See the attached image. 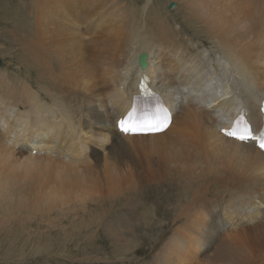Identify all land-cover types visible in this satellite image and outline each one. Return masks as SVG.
Listing matches in <instances>:
<instances>
[{"label":"bare ground","instance_id":"obj_1","mask_svg":"<svg viewBox=\"0 0 264 264\" xmlns=\"http://www.w3.org/2000/svg\"><path fill=\"white\" fill-rule=\"evenodd\" d=\"M91 1L31 3L33 29L23 35L20 51L36 74V89L22 85L15 98L19 91L0 65V224L11 216L50 219L58 211L85 212L104 201L110 206L101 208L103 217L125 209L132 216L134 207L157 203L160 187L171 192L161 177L177 169L181 175L218 176L215 193L246 201L249 211L264 204V151L254 141L227 135L237 118L241 126L251 123L253 133L263 125L264 0H173L166 12L193 15H180L178 22L153 10L154 17L140 15L145 23L118 0H104L111 9L107 15ZM150 5L145 0L142 8ZM184 27L199 39L179 35ZM143 75L171 121L161 133L133 136L117 130V122L134 109ZM44 137L49 138L34 143ZM126 195L123 207H111ZM182 201L178 196L177 212L167 215L173 232L150 264H182L186 244L196 247L195 254L208 251L237 219L224 214L223 202L199 199L197 189ZM246 209L237 215H249ZM120 212L118 222L127 225L130 217ZM259 225L241 235L224 234L204 262L264 264V223Z\"/></svg>","mask_w":264,"mask_h":264},{"label":"rangeland","instance_id":"obj_2","mask_svg":"<svg viewBox=\"0 0 264 264\" xmlns=\"http://www.w3.org/2000/svg\"><path fill=\"white\" fill-rule=\"evenodd\" d=\"M34 1L36 0H0V65L2 67V71L5 72V76L10 78V80L12 79V86H15L19 91L18 93H15V98L22 93L21 91L22 88H24V85H32L31 87L26 88L28 90H33L38 87L36 74L33 69L27 66L25 56H23L20 51L21 39H24L23 35L28 36V33L33 29L34 10L31 3H34ZM170 1L173 0H151V5L146 9L142 8L145 0H118V3L120 7H124L129 10V12L134 11L131 15H139L138 19H140L143 23H145L144 21L146 19H142L140 15L150 14V17H154L155 14L153 10L157 11L159 15H174L176 17V21L178 22L181 20L180 15H193L191 10L182 11L184 9H178L172 13L166 12L165 10H167V6ZM98 2L102 5H99ZM108 2L109 1L106 3L104 0H93L90 3H92L96 8H101L103 6L105 9L102 8L101 11L103 13H101L102 15H107L111 11ZM184 21L185 19L183 18V22ZM178 22H175L173 25V27L177 30L181 27ZM185 25L187 24L185 23ZM91 26H94L92 28L94 29L96 24L93 23ZM81 27L85 31V26L83 24H81ZM182 31L183 32L179 35H187L188 37L199 39L195 37L196 35L194 32L185 27L182 28ZM85 42L88 46V38H85ZM149 62L152 61H147L146 63ZM180 103L181 98L179 97V104ZM186 103L187 102L184 101V104ZM172 109L176 112L179 111V107H172ZM197 111H199V109H197ZM130 135L137 136L138 134ZM49 137H44V139H39L38 141H34V143H38L40 141L44 142ZM181 173L182 170L177 169L171 171L167 177L162 176L160 184L162 186L167 185L165 188L168 189L170 187L171 189L169 190L171 192H167L165 189L160 187V192H157L160 194V197L155 199L157 203L153 205L151 200V203L149 202L150 207H134L135 211L132 216L127 217L129 214L128 210L130 209H125L114 210L113 214L110 212L108 216L114 215L112 219L108 218V216L103 217L100 211L101 208L102 211L106 212L110 206V204L105 201L98 204L99 206L97 207L92 205V208L89 207V210L87 208L85 212L78 210L74 212V214H64L63 211H58L52 214L50 219L47 217H41L40 214L28 216V218H26L27 216H22L18 220H14V217L11 216L6 224H0V264H150V261L152 262L156 258L155 256L159 253L158 250L160 251L163 247V243L165 244L167 239L170 240L169 237L171 236L174 227L169 225L171 221L169 222L166 218L168 214L174 215L177 212L176 208L178 207V202L176 201L178 196L182 197L184 200L182 202L185 204V202L188 201L189 196H191L196 189L197 197L199 199L215 203L223 202L225 209L228 210V212L226 213L225 211L224 214H235L237 219L233 220L232 224L226 225L223 229V233L221 232L222 237L219 240H212L210 242L208 251H202L200 249L199 253L196 252L195 254L191 251L194 248L196 249V247H194L193 244H186L185 249L187 251V257L184 260L185 262L182 264H206L204 262L205 258L211 256L210 254L213 251V247L220 243L219 241L223 238L224 234L231 235L237 234V232L240 234L243 231L249 230V228H256L258 227L257 225L264 223V204H261L259 207H255L254 211H249L246 209V201L245 203H241L239 200L240 198L235 199V197H231V194L229 195L228 192H223L221 190L220 194L215 193L216 188L219 187V184H217L219 182L218 176L209 174L208 177H205L197 174L196 171H187L183 175H181ZM208 185L212 188L211 193ZM127 195L125 198L123 197L122 200H119L118 203H113L114 206L111 205V207H123L126 203L125 200L127 199ZM136 200L139 201L140 199L136 198ZM241 207L246 209V211L249 212V215H245L244 212V214L237 215L238 212L236 211H239ZM137 208H140V211H142L140 212L139 210H136ZM144 210L147 211L145 212ZM117 211H119V213H121L120 211H123L122 214H125V217H130L129 220L126 219L127 225L124 224V219L118 222V218L116 217ZM23 215H26V213ZM146 216L148 217V220ZM219 216V219H225L223 214L220 213ZM119 217L124 216L119 214ZM244 228L246 230H244ZM147 231H149V234ZM131 233L133 234L132 236H130ZM142 233L144 234L142 235ZM134 234L135 236H138L136 237L138 242L135 240ZM153 241L155 242L153 243ZM133 242H137L138 244L136 243V245L139 246L137 247ZM141 245L143 246V249ZM139 247H141V249ZM144 250L146 251L144 252ZM193 255H195V258H193ZM202 255L204 259L202 258Z\"/></svg>","mask_w":264,"mask_h":264},{"label":"snow or ice","instance_id":"obj_3","mask_svg":"<svg viewBox=\"0 0 264 264\" xmlns=\"http://www.w3.org/2000/svg\"><path fill=\"white\" fill-rule=\"evenodd\" d=\"M167 123V114L166 112H162L154 120H142L139 122L122 120L119 123V127L125 134H145L160 131L167 126ZM227 135L240 142H246L249 139H253L251 132L247 128H242L238 131H230ZM259 147L264 150V137H262Z\"/></svg>","mask_w":264,"mask_h":264}]
</instances>
